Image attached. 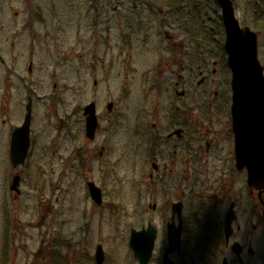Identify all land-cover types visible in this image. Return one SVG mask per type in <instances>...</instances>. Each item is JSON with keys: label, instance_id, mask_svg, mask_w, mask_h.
I'll return each mask as SVG.
<instances>
[{"label": "rangeland", "instance_id": "374dc122", "mask_svg": "<svg viewBox=\"0 0 264 264\" xmlns=\"http://www.w3.org/2000/svg\"><path fill=\"white\" fill-rule=\"evenodd\" d=\"M166 1L0 0V264H95L98 245L104 264H138L129 233L154 221L147 210L165 198L145 180L151 148L139 130L153 121L152 112L172 105L165 34L179 31L169 26L177 14ZM232 1L240 24L260 34L258 58L264 68L256 0ZM217 12L216 4L204 0V17L217 19ZM126 14L141 22L144 41L123 27ZM206 23L210 35V20ZM219 69L230 91V73ZM201 88L194 83L190 97L200 95ZM28 97L31 145L25 164L14 169L11 135L23 123ZM91 102L101 128L92 142L82 115ZM17 174L19 196L10 191ZM90 181L103 190L101 206L89 197Z\"/></svg>", "mask_w": 264, "mask_h": 264}, {"label": "flooded vegetation", "instance_id": "af4514ba", "mask_svg": "<svg viewBox=\"0 0 264 264\" xmlns=\"http://www.w3.org/2000/svg\"><path fill=\"white\" fill-rule=\"evenodd\" d=\"M183 1L186 12L176 11L175 20L169 23L179 34H165L169 41L166 45L170 48L166 67L170 68L168 75L172 85L168 95L172 105L152 112L153 121L149 126L142 124L139 130L142 141H149L147 144L151 148L145 180L165 198L158 197V201L149 206L147 213L155 215L154 221H147L139 230L131 229L128 243L133 231L141 232L151 227L155 241L148 264H264V189L249 187L247 168L240 169L237 165L231 113L232 74L224 48L226 34L221 11L213 0L218 18L207 17V14L204 17L199 11L193 13L188 3L185 5L188 0ZM253 6L264 29L261 13L264 0H256ZM235 18L238 21L236 15ZM137 19L126 14L122 25L127 32L144 41L145 30L140 21L135 23ZM208 20L210 35L204 32ZM238 23L242 30L250 29ZM256 31L252 32L257 35L259 44L260 34ZM128 37L125 34L126 46L130 45ZM182 37L186 39L185 44ZM218 67L229 71L230 91L227 89L229 80ZM194 83L195 87H202V93L195 99L190 97ZM94 86H97L96 81ZM156 89L159 95L165 94L162 86ZM91 103L97 109L96 103ZM108 105L110 113L113 104L111 110ZM85 107L82 115L86 122ZM164 110L168 112L164 114ZM97 120L95 136L101 129L100 117ZM95 136L89 141H94ZM18 176L20 189L21 176ZM89 183L100 189L102 203L97 205L90 199L101 206L103 190L94 181L87 182L86 187ZM11 192L20 195V190L19 193ZM171 241L174 242L172 249ZM136 261L140 264L138 259Z\"/></svg>", "mask_w": 264, "mask_h": 264}, {"label": "water", "instance_id": "95a60500", "mask_svg": "<svg viewBox=\"0 0 264 264\" xmlns=\"http://www.w3.org/2000/svg\"><path fill=\"white\" fill-rule=\"evenodd\" d=\"M182 1V0H181ZM225 27V52L232 74V126L235 135V154L240 169L248 170V185L264 189V68L258 60L257 35L250 29L242 30L235 18L231 0H216ZM112 104L108 105L111 110ZM23 123L11 136L10 163L12 168L25 164L30 147L32 98L25 108ZM86 136L93 139L98 127L95 104L84 109ZM19 176H15L10 190L19 193ZM90 198L97 205L102 203V194L93 183L87 185ZM155 236L153 230L133 231L130 248L140 264H148L152 256ZM177 245L179 242L176 243ZM171 249L174 242H170ZM105 255L102 246L95 251V264H103Z\"/></svg>", "mask_w": 264, "mask_h": 264}, {"label": "trees", "instance_id": "16d2710c", "mask_svg": "<svg viewBox=\"0 0 264 264\" xmlns=\"http://www.w3.org/2000/svg\"><path fill=\"white\" fill-rule=\"evenodd\" d=\"M159 2H163V0H158ZM191 0H188L187 3H189ZM213 2V0H210ZM166 3L170 4L171 6V9L173 10V12L175 13L176 11L179 12V11H184L186 12L187 8H184V1H180L178 0V3L177 1H174L175 5L172 6V0H167ZM203 7H204V0H192V5H189V9L194 13L195 11H199L201 12L203 10ZM263 15H264V10H262L261 12ZM184 14V13H183ZM185 15V14H184ZM181 18V17H179ZM179 21V20H178Z\"/></svg>", "mask_w": 264, "mask_h": 264}]
</instances>
